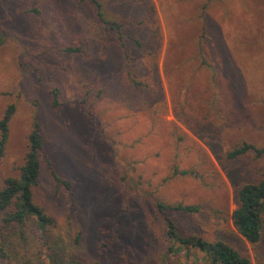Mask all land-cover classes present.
Returning <instances> with one entry per match:
<instances>
[{"label":"rangeland","instance_id":"rangeland-1","mask_svg":"<svg viewBox=\"0 0 264 264\" xmlns=\"http://www.w3.org/2000/svg\"><path fill=\"white\" fill-rule=\"evenodd\" d=\"M96 1L105 23L89 0H0V118L14 108L0 187L36 123L32 195L52 222L18 230L11 264H205L168 253L165 218L179 236L264 264V209L254 245L231 221L237 189L264 179V156L224 157L264 148V0Z\"/></svg>","mask_w":264,"mask_h":264},{"label":"trees","instance_id":"trees-1","mask_svg":"<svg viewBox=\"0 0 264 264\" xmlns=\"http://www.w3.org/2000/svg\"><path fill=\"white\" fill-rule=\"evenodd\" d=\"M96 9L97 17L102 19L100 5L96 0H89ZM28 13H37L34 9ZM118 28L117 25H115ZM120 39V38H119ZM80 48H65V53H78ZM136 85V84H134ZM51 107H56L57 90H52ZM14 108L9 105L0 118V161L3 156L4 145L7 140V124L13 114ZM27 150L23 164L19 167L17 177H7L2 180L0 187V264H11L10 248L13 238H20L21 230L28 220H32L36 228L42 232L51 225L50 218L33 201L32 190L37 185L39 174L38 153L41 149L42 140L38 125L32 124L31 131L27 136ZM248 152H253L255 158L264 156V148H255L247 143L226 151V159H234ZM175 170L172 172L174 175ZM179 174H187L180 172ZM155 209L158 212L176 211L183 214L196 213L197 206H184L179 203L164 205L156 202ZM264 209V179L256 183L243 184L236 191V207L231 213L232 224L237 233L250 245L258 242L261 228V215ZM164 234L170 244L168 253H188L190 250L203 253L206 258L205 264H250L249 259L232 249L222 241L206 242L195 236H179L175 224L170 218L164 219ZM15 236V237H14ZM21 264H28L27 261Z\"/></svg>","mask_w":264,"mask_h":264}]
</instances>
